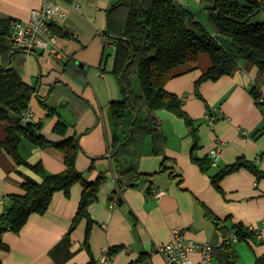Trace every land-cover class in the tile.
Instances as JSON below:
<instances>
[{
  "label": "crops",
  "instance_id": "obj_1",
  "mask_svg": "<svg viewBox=\"0 0 264 264\" xmlns=\"http://www.w3.org/2000/svg\"><path fill=\"white\" fill-rule=\"evenodd\" d=\"M120 1L58 0L65 17L55 26L69 34L58 36L63 56L37 50L24 52L23 59L19 58L23 79L36 89L26 122H42V133L53 141L64 138L54 132L59 120L68 126L66 136L83 134L95 126L82 138V145L98 157L93 160L80 152L76 166L88 179L101 176L104 180L97 199L88 207L90 220L83 218L71 229L83 191L81 184H75L70 195L58 191L45 213H33L18 232H3L2 239L9 249H0V260L4 264H167L154 246L170 242L176 228L186 238L210 242L215 247L221 244L222 236L206 215L208 208L221 219L229 218V225L242 223L253 231L254 238L235 243V264H255L257 256L264 254V177L241 168L222 178L220 190L211 175L240 156L264 173V131H258L264 127V110L251 91L256 87L264 96V72L240 58L233 74L199 85L201 98L196 81L202 66L170 79L166 89L182 98L183 109L194 120L196 131L192 133L184 119L174 113L160 110L166 136L163 152H153L150 136L130 146L139 171L150 175L149 179L139 181L137 186L120 184L115 154L104 140V132L111 128L108 108L112 101L123 98L120 82L112 72L114 46L106 33L110 11ZM181 1L194 11L202 8L200 0ZM40 3L41 0H0V19L27 20ZM196 14L199 18L208 15ZM50 108H54L52 114ZM4 136L0 126V140ZM213 147L221 149L219 165L206 171L195 158L206 155ZM20 154L30 164L42 162L50 173L65 170V156L58 148L36 147L23 139ZM27 176L41 180L27 165L17 164L0 151V213L9 195L22 192L21 184ZM155 189H163L164 193L155 196ZM66 236L68 245L52 255ZM112 246L121 248L103 261L104 249ZM212 264L221 262L215 256Z\"/></svg>",
  "mask_w": 264,
  "mask_h": 264
},
{
  "label": "trees",
  "instance_id": "obj_2",
  "mask_svg": "<svg viewBox=\"0 0 264 264\" xmlns=\"http://www.w3.org/2000/svg\"><path fill=\"white\" fill-rule=\"evenodd\" d=\"M200 4L208 13L210 29L181 0H131L129 3L121 0L110 11L106 33L108 41L114 46L112 72L120 82L123 98L110 104L111 128L104 132V140L108 144V150L115 154L120 184L137 186L139 181L149 179L150 175L139 171L138 159H133L130 146L150 136L154 144L153 152H163L166 136L158 114L160 110L174 113L184 119L192 133L196 131L194 120L183 109L182 98L169 92L166 83L196 68L201 54L208 55L209 65L196 81L200 98L199 85L204 81L233 74L238 68L240 58L253 62L260 72H264V22L255 19L264 9V0H200ZM15 19H0V124H3L5 132L4 138L0 140V151L9 154L17 164L27 165L41 180L27 176L21 184L22 192L8 196L9 200L0 213V249L5 250L9 246L2 239L4 231H20L33 213L43 214L48 210L56 192L64 191L70 195L71 188L77 183L82 185L83 191L71 229L83 218L90 220L88 207L97 199L100 184L104 180L101 176L90 180L76 166L80 152L93 160L98 157L82 145V138L95 126L83 134L66 136L68 126L59 120L54 132L64 138L53 141L42 133V122L24 123L23 112L29 109L36 89L23 79L18 65L23 59L24 51L17 48L11 38L10 25ZM53 30L61 37L69 35L57 26ZM251 91L264 110V102L258 101L262 93L256 87ZM49 111L52 114L54 108ZM211 111L209 110L212 114ZM128 114L132 120L128 133L121 138L118 133ZM258 131L263 132L264 127ZM23 139L29 140L36 147H55L61 150L65 156V170L50 173L42 162L28 163L20 154ZM195 160L206 171L212 166L207 154ZM241 168L251 170L258 177H264V173L255 163L240 156L234 163L211 175L213 184L221 190L222 178ZM206 215L214 221L223 238L214 250V257L221 264H235V243L254 238L253 231L242 223L229 225V218L221 219L208 208ZM233 235L237 237L236 241ZM68 243L69 236H66L54 247L52 255H56ZM120 248L110 247V257ZM0 264L4 263L0 260ZM88 264L94 263L91 261ZM255 264H264V254L257 256Z\"/></svg>",
  "mask_w": 264,
  "mask_h": 264
},
{
  "label": "built area",
  "instance_id": "obj_3",
  "mask_svg": "<svg viewBox=\"0 0 264 264\" xmlns=\"http://www.w3.org/2000/svg\"><path fill=\"white\" fill-rule=\"evenodd\" d=\"M64 17L65 11L58 0H41L40 5L31 10L29 19H15L12 21L10 25L11 38L17 48L25 53L49 50L63 56V51L58 45L59 37L54 32L53 27ZM258 101L264 102V96L259 97ZM31 113L30 108L23 112L24 123ZM208 118L213 124V118L210 115ZM207 156L211 165L217 167L221 157V149L213 147L208 151ZM163 193V189L153 191L155 196H160ZM232 237L234 241L237 240L235 235ZM215 248L210 242H200L186 238L180 229L176 228L173 230V239L168 243L155 245L154 251L161 253L167 264H212ZM109 253L110 247H106L102 257L103 261L111 258ZM143 264H148V262Z\"/></svg>",
  "mask_w": 264,
  "mask_h": 264
},
{
  "label": "rangeland",
  "instance_id": "obj_4",
  "mask_svg": "<svg viewBox=\"0 0 264 264\" xmlns=\"http://www.w3.org/2000/svg\"><path fill=\"white\" fill-rule=\"evenodd\" d=\"M197 6V5H196ZM197 8H199V7H197ZM196 11H194V12H196V13H198L199 12V14L201 15L202 13H204V14H206V12L204 11V9L203 8H200V9H195ZM264 12H260L257 16H256V18L255 19H257V21H260V22H264V14H263ZM200 19L203 21V23L210 29V26H211V24H210V21H209V19H208V16H200ZM112 46V45H111ZM209 65V57H208V55L206 54V53H203V54H201L200 55V60H199V65H197V67L196 68H198L199 66H202L203 67V70L207 67ZM195 69V68H194ZM192 70V69H191ZM121 99V98H120ZM119 100V99H118ZM108 116H109V119H110V110H109V108H108ZM131 115H127V117H126V119H125V123H124V125H123V127H122V129H121V131H120V135L121 136H125L127 133H128V130H129V126H130V122H131ZM0 126H1V128L2 129H4L3 127V124H0ZM212 169V168H211Z\"/></svg>",
  "mask_w": 264,
  "mask_h": 264
},
{
  "label": "water",
  "instance_id": "obj_5",
  "mask_svg": "<svg viewBox=\"0 0 264 264\" xmlns=\"http://www.w3.org/2000/svg\"><path fill=\"white\" fill-rule=\"evenodd\" d=\"M108 30V29H107Z\"/></svg>",
  "mask_w": 264,
  "mask_h": 264
}]
</instances>
